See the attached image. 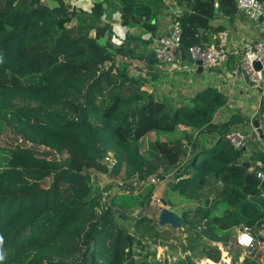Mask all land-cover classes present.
<instances>
[{"label":"trees","instance_id":"obj_1","mask_svg":"<svg viewBox=\"0 0 264 264\" xmlns=\"http://www.w3.org/2000/svg\"><path fill=\"white\" fill-rule=\"evenodd\" d=\"M73 1L0 0V132L9 128L14 138L0 147V181L44 184L0 191V264H86L91 243L90 264H151L152 246L167 242L163 232L143 214L118 224L113 213L125 209L104 208L101 173L126 194L152 191L151 177H168L171 190L196 198L179 213L189 233L184 264L220 261L216 245L196 250L205 240L220 242L237 264L242 252L230 242L244 227L254 246L241 264H264V181L256 176L264 151L231 144L232 126L245 119L216 122L227 103L217 89L179 104L158 94L154 81L167 64L148 48L154 21L180 8L172 16L180 26L175 53L189 63L186 50L215 42L237 12L235 0H95L89 10ZM116 13L123 26L141 30L109 42ZM145 31L152 37L143 39Z\"/></svg>","mask_w":264,"mask_h":264},{"label":"crops","instance_id":"obj_2","mask_svg":"<svg viewBox=\"0 0 264 264\" xmlns=\"http://www.w3.org/2000/svg\"><path fill=\"white\" fill-rule=\"evenodd\" d=\"M94 1L95 0H74L73 3L84 10H89ZM181 12L182 10L180 8H169L166 15L154 21L157 26L156 35L153 37V42L148 45L149 49H152L155 40L159 39L160 36L169 33V30L173 25L172 16L175 13ZM221 21L223 20L217 18L214 23L217 25ZM111 24L112 29L110 36H119V41L124 37L126 32L135 33L136 31L141 30L139 27L128 28L123 26L120 22L118 13L112 16ZM223 25L224 28L221 31H225L227 33L229 50L231 51L225 64L215 69H202L201 72H197V66L193 63L192 67L194 68L190 72L172 70L166 65L164 68H161L159 78L154 81L153 88L157 91L155 82H157V84L159 82L163 83L162 80L164 79V83L166 85L168 84V87H171L170 93L172 96L170 94L169 96L176 101L175 104H179L185 97L193 95L195 92L204 87L209 86L217 89L226 96L227 103L226 106L218 113L216 122L227 120L231 115L244 118V121L234 124L231 130L238 129L247 135V148H250V146L256 147L257 145V148L263 150L264 139L262 138L261 133L254 134L251 131V122L254 120L255 116H257V106L260 94L250 85L248 77L240 68L237 67V64L233 65L234 59L230 58V56L237 58L233 52L239 49L244 43H254L258 40L262 30V21L250 20L242 11H237L232 21L225 20L223 21ZM141 36L143 39H146L152 37V33L145 31L144 33H141ZM181 61L182 63H187L185 60ZM143 70L147 73L146 69ZM157 93L163 95L158 91ZM239 231L240 230L238 228H235L234 237L230 244L235 243V239ZM208 242L218 246L221 253H225L227 256V248L220 242ZM208 260L209 259H206L207 263H210ZM224 260L229 263L231 259L228 256L227 259Z\"/></svg>","mask_w":264,"mask_h":264},{"label":"rangeland","instance_id":"obj_3","mask_svg":"<svg viewBox=\"0 0 264 264\" xmlns=\"http://www.w3.org/2000/svg\"><path fill=\"white\" fill-rule=\"evenodd\" d=\"M109 42L118 43L120 37L119 36H107ZM192 65V62H189ZM136 63H133V65ZM167 66H169L167 64ZM134 67V66H133ZM163 83L155 82L157 87V91L162 93L163 95L167 96L171 103L175 104L176 101L172 99L169 94L171 95V87H168L164 83V79L162 80ZM170 85V84H169ZM172 96V95H171ZM175 98V97H174ZM176 99V98H175ZM177 100V99H176ZM12 132L9 128L2 130L0 132V147H7L14 142V138L10 136ZM203 135V134H201ZM177 134L173 133L169 135L170 139L176 138ZM208 139L207 141L210 142L214 139L212 135L206 136ZM211 143V142H210ZM257 147V145H256ZM1 166V164H0ZM101 179H99L100 186L103 188L102 191V202L105 204L104 208L107 207L108 203L114 205L112 209H119V206H122L125 209V212H116L114 211L113 216L116 219L118 224H131L135 221L136 216L143 214L144 216L150 218L156 223V229L158 232H163V236L161 240H167V242L162 245H153V259L151 260V264H184V256L185 254L190 253L189 251L184 252L182 250V244L186 242V236L189 234L184 227L183 228H172L170 225L159 226V214L162 208H166L168 210H172L179 215L182 209L192 208L197 204L196 198L187 199L181 196L177 191H173L169 188L172 183L171 179L168 177L165 184L156 183L155 189L152 191H148L147 186H142L141 188H137V194H126V191L121 187L122 185L119 184H111L109 180L111 179L106 176L105 174L101 173ZM21 177V176H19ZM21 180V179H19ZM16 179V181H19ZM39 185L36 181H27L22 179V183H14L12 179H8V177L2 178L0 181V191L3 190L4 192L13 191L14 187L17 186L23 190H30ZM99 186V187H100ZM150 194V195H149ZM161 195L164 197L161 198ZM150 197V198H149ZM113 202V203H112ZM116 204V205H115ZM225 207H220L216 212L213 214L220 215L223 214ZM166 227V228H165ZM148 238V237H147ZM149 239V238H148ZM205 245H211L208 241H203L202 245H198L196 250L202 249ZM232 250H241V255L238 258L237 264H241L244 257L249 255V251L246 248H242L237 244H230ZM264 247L263 243H259L258 248L262 250ZM228 253V252H227ZM87 254V253H86ZM230 255L225 253H221L220 261L215 263L211 260H208L210 263H207L206 259H202L198 261V264H231V261L228 263L226 260L227 257ZM224 257V259H223ZM261 260H264V253L261 256Z\"/></svg>","mask_w":264,"mask_h":264},{"label":"built area","instance_id":"obj_4","mask_svg":"<svg viewBox=\"0 0 264 264\" xmlns=\"http://www.w3.org/2000/svg\"><path fill=\"white\" fill-rule=\"evenodd\" d=\"M237 11H242L246 17L253 21H262V30L260 37L254 43L246 42L239 49L235 50L233 54L238 57L237 67L240 68L248 77L250 85L259 92L260 98L257 106V115H260L262 122L258 123L252 120L251 131L254 134H260L262 125L264 124V109H262L263 95H264V76L260 71L253 69V61H259L264 68V3L260 0H235ZM173 31L166 35L160 36L159 39L154 41L153 52L156 58L162 64H168L172 70H182L190 72L194 67L188 62L182 63L180 58L176 56L175 49L179 47L180 41V26L178 22H173ZM194 59L200 60L202 69L209 70L215 69L223 64L228 59L231 51L229 50L228 37L225 31H219L216 35L215 42L206 46L194 45L187 49ZM231 144L236 148H246L247 135L244 132L235 129L231 130L227 135ZM264 151V149H263ZM256 169V176L261 181H264V170ZM264 165V164H263ZM167 178L156 179L150 178V182L155 184H165ZM181 178L175 179V182ZM235 244L242 248L252 250L254 246V239L247 227L240 230L236 236ZM264 244V243H263ZM261 250V249H260ZM264 252V247L261 250Z\"/></svg>","mask_w":264,"mask_h":264},{"label":"water","instance_id":"obj_5","mask_svg":"<svg viewBox=\"0 0 264 264\" xmlns=\"http://www.w3.org/2000/svg\"><path fill=\"white\" fill-rule=\"evenodd\" d=\"M197 29H198L199 35L201 36L204 32V28L198 27ZM172 31H173V27H171V29L169 30V33H171ZM185 53H186V57L188 58V60L197 66V72H201L202 71L201 61L194 59L188 50H186ZM252 66L255 71H260L261 74L264 76V68L259 61L257 60L253 61ZM246 166L249 167V164L247 163ZM141 179L142 178H140V180ZM158 224L159 226L170 225L172 228H175V229L184 227V223L181 217L174 211L168 210L166 208H162V210L160 211ZM92 250H93V243L90 244V248L86 254L87 256L86 264H90Z\"/></svg>","mask_w":264,"mask_h":264},{"label":"clouds","instance_id":"obj_6","mask_svg":"<svg viewBox=\"0 0 264 264\" xmlns=\"http://www.w3.org/2000/svg\"><path fill=\"white\" fill-rule=\"evenodd\" d=\"M3 244V238L0 237V245ZM4 260V255L2 253H0V262H2Z\"/></svg>","mask_w":264,"mask_h":264}]
</instances>
